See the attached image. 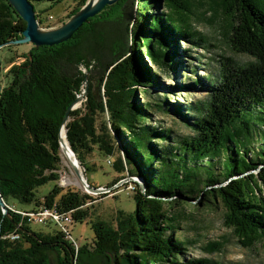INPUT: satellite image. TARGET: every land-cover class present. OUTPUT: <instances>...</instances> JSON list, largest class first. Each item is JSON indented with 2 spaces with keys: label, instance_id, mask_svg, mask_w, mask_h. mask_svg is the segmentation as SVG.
I'll use <instances>...</instances> for the list:
<instances>
[{
  "label": "trees",
  "instance_id": "16d2710c",
  "mask_svg": "<svg viewBox=\"0 0 264 264\" xmlns=\"http://www.w3.org/2000/svg\"><path fill=\"white\" fill-rule=\"evenodd\" d=\"M30 1L49 2L43 10L48 11L62 0ZM85 1L72 0L58 24ZM127 1L105 6L63 43L32 45L0 86V196L5 205H0V264H212L186 260V242L174 234L177 216L170 211L198 198L204 206L218 200L224 205V223L242 246L264 240V0H129L136 2L131 23ZM203 6L212 17L221 16L219 33L226 46L251 59L222 55L216 74L165 84L159 72L196 75L185 57H191L192 47L214 46L193 23ZM25 27L8 1L0 0V45L21 37ZM85 78L86 96L64 124L70 148L85 173L95 168L86 161L94 150L108 157L117 176L104 187L140 176L144 190L130 181L135 209L119 210L113 223L93 222L91 242L75 247L56 229L33 230L7 200L33 202L24 212L55 208L71 214L74 223L88 215L89 207H83L95 197L55 183L62 121ZM197 87L204 89L205 99L165 100L171 90ZM167 110L192 133L177 138L153 119ZM258 166L261 171L250 172ZM49 181L54 186L37 198L36 189ZM15 233L18 238L11 239ZM211 246L218 250L220 243Z\"/></svg>",
  "mask_w": 264,
  "mask_h": 264
},
{
  "label": "rangeland",
  "instance_id": "374dc122",
  "mask_svg": "<svg viewBox=\"0 0 264 264\" xmlns=\"http://www.w3.org/2000/svg\"><path fill=\"white\" fill-rule=\"evenodd\" d=\"M71 3L72 0H62L59 3L53 4L48 11H43L50 5L47 1L33 2V5L35 11H38L40 19L42 20L43 24L41 26L45 27V25L48 24V21H46L47 14L53 16L52 24L59 25L58 22L65 17ZM123 7L124 6H122V8ZM126 11L131 14L128 20V23H131L135 19L136 2L134 1L133 5H131V2L128 0L126 2ZM220 18L221 16L219 15L212 17V10L209 8L206 9V6L200 8L198 17L193 20L194 26L200 32L206 34L210 43L214 44V46L208 47L207 50L200 47H192L190 51L192 54L191 57H189V59L185 57L186 62L191 67H196V75L190 76L189 70L185 73L187 75L186 77H180L179 74L170 73V75H166L165 72H159L160 76L164 78L165 84L174 85L177 81L188 83L194 81V77L205 78L208 74H216L219 68V57L222 55L232 56L240 62L251 59L244 54H235V52L231 51L226 46L219 33ZM31 46L32 44L30 43H18L0 49L1 87L7 84L9 80L8 73L12 66L23 60L21 56L28 54ZM189 46V44L181 42V47L188 48ZM14 55H16L15 60L11 61ZM200 89L203 88L197 87L190 91L187 89L171 90L167 93L165 100L168 104H173L175 102L183 104L205 99L207 96L206 92L203 91L204 89ZM160 98L162 100L164 99L163 97ZM152 99L155 101V97H152ZM79 105L80 103L77 104V106ZM153 119L161 126L171 128L173 130V135L177 138L192 133L191 129L184 121L174 115L172 111L156 112ZM60 156L61 163L58 170L60 179L58 178L55 183L65 189L70 188L69 190L78 191L80 193L86 192L82 184L76 183L78 178L72 170L70 162L69 165L62 159V150ZM86 161L95 166V168L89 170L87 173H85L84 168L80 166L86 180L89 179V182L87 181L88 184L91 182L94 186L101 185L104 187L117 176L111 163L107 162L108 157L101 155L97 150L87 155ZM65 163H67V165ZM214 170L218 172L220 166L217 165ZM258 171H261V166H258L257 169L250 172L258 173ZM136 178L139 181V177ZM120 181L121 182L114 187L115 191L112 193L110 192L107 196L100 197L101 194L89 193L91 196L95 197L96 200L92 202V205H84L83 209L89 207L88 215L81 221L73 222L68 226L71 239L73 238L76 245L91 242L93 235L91 224L93 222L103 220L113 223L115 222V217L119 210L128 213L135 209V202L131 191V179L125 177ZM223 184H226V182H223ZM53 186V181L39 186L35 192L36 197L39 199L43 198ZM200 200V198L194 201L189 199V202H192L191 205L175 206L172 211H170L177 216V219L174 221L176 227L174 231L175 237L186 242L187 251L186 254L183 255L185 259H204L212 264H264V240L256 242L252 247L242 246L234 235L232 228L226 226L224 223L226 212L224 205L218 200L212 205L204 206L199 203ZM7 201L19 210H30L34 207L33 202L24 203L14 198H8ZM29 226L33 230L45 232L56 229L52 224L31 223ZM211 242L220 243V248L217 250L216 247H212ZM76 245L74 244L75 247Z\"/></svg>",
  "mask_w": 264,
  "mask_h": 264
},
{
  "label": "water",
  "instance_id": "95a60500",
  "mask_svg": "<svg viewBox=\"0 0 264 264\" xmlns=\"http://www.w3.org/2000/svg\"><path fill=\"white\" fill-rule=\"evenodd\" d=\"M8 3L12 6L14 11L18 14V16L26 23V27L21 32V37L16 39L7 41L4 44L0 45V49L7 45H13L18 43H30L34 47H38L41 45L52 46L63 43L69 40L72 35L84 24L88 21L89 18L97 15L105 6H109L117 2L118 0H86L85 3L72 15H70L65 21L61 24L54 26L52 28H46L41 26L40 22L37 19L35 8L33 3L30 0H7ZM87 79L84 80V89L80 94H78L75 100L68 106L65 116L62 121L61 129L64 128V124L68 120V113L70 110L78 107L77 104L81 103L87 93ZM60 129V131H61ZM68 142V141H67ZM59 144L62 151L69 150V152L74 156V160H70V164L72 170L74 171L77 178L80 180L82 186L84 187L86 193H94V194H102L109 192L111 189L116 187L118 183L112 187H103V186H91L88 184L86 178L83 177L81 171L78 168L79 163L75 153L68 146L65 145L64 141L61 139L59 132ZM80 165V163H79ZM136 177H139V181ZM131 181L137 182L141 189L144 190V184L142 182V178L140 176L128 177ZM0 205L4 208V202L0 196ZM6 215L10 216L5 210ZM17 229L21 231H26L19 225H17ZM33 236H35L32 232H29Z\"/></svg>",
  "mask_w": 264,
  "mask_h": 264
},
{
  "label": "built area",
  "instance_id": "2783aa9c",
  "mask_svg": "<svg viewBox=\"0 0 264 264\" xmlns=\"http://www.w3.org/2000/svg\"><path fill=\"white\" fill-rule=\"evenodd\" d=\"M46 21L52 22L53 21V16L48 15L46 18ZM53 26H49L46 28H52ZM9 209L12 210L13 212H18L22 216L27 218L28 222L32 223H38V224H52L56 230L59 232L65 233L68 235V238L74 242L73 238L71 239L70 233L68 226L72 224L73 218L69 214H62L58 212L55 208H49L46 206H40L38 207L35 211H29V212H24L22 210H16L13 206H9ZM11 239H16L18 238V234H11L10 235ZM76 245V243L74 242ZM77 247V245H76Z\"/></svg>",
  "mask_w": 264,
  "mask_h": 264
},
{
  "label": "bare ground",
  "instance_id": "6f19581e",
  "mask_svg": "<svg viewBox=\"0 0 264 264\" xmlns=\"http://www.w3.org/2000/svg\"><path fill=\"white\" fill-rule=\"evenodd\" d=\"M60 136H61V139L64 141L65 145L68 146V142H67V139H66V134H65V128H62L61 131H60ZM62 159L65 160L68 164H69V161L70 160H74V156L69 152V150H66V151H62ZM67 163H65L67 165ZM78 164V168L79 170L81 171L82 175H83V172H82V169L80 168V165L79 163L77 162ZM70 165V164H69ZM84 177V175H83ZM85 178V177H84ZM76 183H80V181L77 179L76 180Z\"/></svg>",
  "mask_w": 264,
  "mask_h": 264
},
{
  "label": "clouds",
  "instance_id": "9594fccd",
  "mask_svg": "<svg viewBox=\"0 0 264 264\" xmlns=\"http://www.w3.org/2000/svg\"><path fill=\"white\" fill-rule=\"evenodd\" d=\"M54 27V26H53Z\"/></svg>",
  "mask_w": 264,
  "mask_h": 264
}]
</instances>
